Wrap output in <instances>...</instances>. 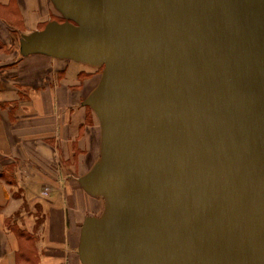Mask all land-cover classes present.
Instances as JSON below:
<instances>
[{
  "label": "water",
  "instance_id": "obj_1",
  "mask_svg": "<svg viewBox=\"0 0 264 264\" xmlns=\"http://www.w3.org/2000/svg\"><path fill=\"white\" fill-rule=\"evenodd\" d=\"M53 1L22 51L104 65L84 264H264V0Z\"/></svg>",
  "mask_w": 264,
  "mask_h": 264
},
{
  "label": "crops",
  "instance_id": "obj_2",
  "mask_svg": "<svg viewBox=\"0 0 264 264\" xmlns=\"http://www.w3.org/2000/svg\"><path fill=\"white\" fill-rule=\"evenodd\" d=\"M66 20L53 0H0V264H20L17 224L34 232L25 236L35 241V264H84L80 243L87 217L81 219L80 208L94 193L81 190L79 180L101 158L102 125L88 100L104 65L22 51L24 35ZM48 177L61 181L52 183L55 198L43 205L44 220L35 227L24 209ZM63 179L74 195L70 200L59 195ZM65 241L68 249L61 246Z\"/></svg>",
  "mask_w": 264,
  "mask_h": 264
},
{
  "label": "rangeland",
  "instance_id": "obj_3",
  "mask_svg": "<svg viewBox=\"0 0 264 264\" xmlns=\"http://www.w3.org/2000/svg\"><path fill=\"white\" fill-rule=\"evenodd\" d=\"M21 36L22 35H20V38H21ZM102 68H100L97 71V73H100ZM54 180H55V177H54ZM54 180L52 178H49V177L45 178L43 180V183H42V190L39 192H36V193L34 192L33 194H31V196H29L30 197L29 201H30V204H32V206L27 205V208L24 209V214H32V216L34 218V222H35V227H40L41 221L44 220L43 218H44L45 210H44L43 205L44 204H46V205L50 204V202H51L50 199L52 197H54L53 195H55L53 193L54 190H53V185H52ZM59 180L61 181V178H57V180H55V181L59 182ZM79 182H80L79 186L81 187V190L85 189L84 185L82 184L81 179L79 180ZM61 184H64V187H62V186H61V188L57 187V188L61 189V191L59 192V195L62 196L64 200H70V197L74 196L73 193L70 192L71 187H70V190L68 192L66 190V187H65L64 179H63V183H61ZM16 194H17V196H20L21 193L19 191H16ZM88 194L90 195V198L93 201H91L90 204L87 202H86V204H84L82 201V206L80 208L81 219H83L85 216L87 218L92 217V216L99 218L100 213L103 209V205H105L104 196H102L100 194L99 195L90 194V193H88ZM83 197H84V195L82 193L81 199H83ZM25 204H27V203H25ZM70 210H72V208H70ZM71 212H73V210ZM68 225H69V223H68ZM68 227L71 230L70 225ZM16 228H17L18 232L20 233L21 245H22V251L18 254L19 263L20 264H27L26 262L23 261L25 258H28L27 256L30 257L28 259L30 261L29 264L37 263V257L35 256V253H36L35 241H34V239L30 240V239L26 238V236L29 238L34 237V232L31 230H27L25 228H22L18 224H17ZM68 232H69V230H68ZM69 244H71V242H69ZM69 244L65 241L64 244L61 246H63L64 248L66 247V249H68Z\"/></svg>",
  "mask_w": 264,
  "mask_h": 264
}]
</instances>
